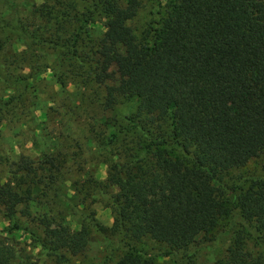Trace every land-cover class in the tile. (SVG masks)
<instances>
[{"label":"trees","instance_id":"trees-1","mask_svg":"<svg viewBox=\"0 0 264 264\" xmlns=\"http://www.w3.org/2000/svg\"><path fill=\"white\" fill-rule=\"evenodd\" d=\"M47 72L65 98L39 95ZM263 155L264 0H0V214L44 257L0 243V264H68L96 234L101 264H188L232 216L214 264H264V175L224 184Z\"/></svg>","mask_w":264,"mask_h":264},{"label":"rangeland","instance_id":"rangeland-1","mask_svg":"<svg viewBox=\"0 0 264 264\" xmlns=\"http://www.w3.org/2000/svg\"><path fill=\"white\" fill-rule=\"evenodd\" d=\"M154 9L150 8L149 4H146L144 8H142L137 18L132 22V26L136 28L138 31L144 29L147 26V23L151 20L155 19L153 16ZM108 72H111L113 68L110 66ZM52 75L50 72L44 74L41 80L37 82L38 88L41 90L38 93L41 97L48 98L53 93L58 94L59 99H63L66 96L65 88H62L59 84L56 83L55 80L52 79ZM69 90L74 91L76 94L79 93L78 89L75 85H69ZM68 90V88H67ZM28 105L29 110H34L37 107L34 105ZM89 122L90 118L88 116H84L79 119V123H77V129L80 130L84 128L82 122ZM9 126L3 127V138L4 142L8 143L12 140V136L15 134L14 130H11ZM17 143V146L23 145L26 142L25 137L19 136L14 139ZM91 144V143H90ZM8 145L6 144L5 147ZM30 144L27 143L25 148H29ZM19 149H16L18 151ZM26 152V151H25ZM264 175V155L256 161V163L251 164L248 168L240 171L230 172L227 177L224 179V184L228 187L235 186L237 184L243 183L244 178L248 175ZM94 176L100 180L104 181L106 179V166L100 165ZM96 215L94 218L99 220L105 226H111L113 219L109 209L105 208L104 204L101 203L96 206ZM24 222V219H21ZM235 221L238 223L240 220L235 216L231 218H227L222 220L219 223V226L216 230L211 232L206 238L199 239L196 243H194L186 252L182 253V257H185V262L188 264H214L215 261L223 256L225 248L228 246L229 242L226 239L225 234L223 233L227 228H229L230 223ZM26 222V221H25ZM73 229H78V226L73 222ZM8 226V222L5 221L4 217L0 214V243L9 246L15 252V257L17 261L24 262L27 260L36 261L38 263H42L43 256L42 253L38 251V249H32V241L28 234L23 231H15L13 234L5 233L4 227ZM238 226V224H236ZM159 246L151 241H144L143 243L138 244V248L142 250H150V248H158ZM109 250L107 246V242L102 239L99 235H93L92 240L87 247V249L80 255L73 257L70 254H66V259L68 264H101L109 257ZM120 254V251L114 252L115 257ZM181 260L179 262H182ZM112 262V261H111ZM109 261V264H111ZM184 262V263H185ZM162 264H175L171 259H165V261H161ZM46 264H56L55 262H51L47 260Z\"/></svg>","mask_w":264,"mask_h":264}]
</instances>
